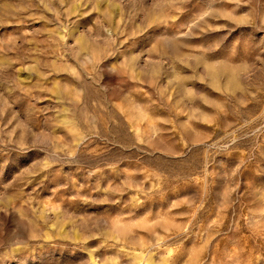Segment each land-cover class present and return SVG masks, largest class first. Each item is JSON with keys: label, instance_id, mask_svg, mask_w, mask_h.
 I'll list each match as a JSON object with an SVG mask.
<instances>
[{"label": "rangeland", "instance_id": "rangeland-1", "mask_svg": "<svg viewBox=\"0 0 264 264\" xmlns=\"http://www.w3.org/2000/svg\"><path fill=\"white\" fill-rule=\"evenodd\" d=\"M0 264H264V0H0Z\"/></svg>", "mask_w": 264, "mask_h": 264}]
</instances>
